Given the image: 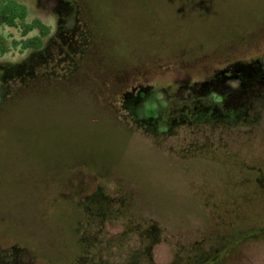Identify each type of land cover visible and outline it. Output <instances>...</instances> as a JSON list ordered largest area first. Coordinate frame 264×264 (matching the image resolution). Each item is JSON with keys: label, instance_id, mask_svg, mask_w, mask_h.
<instances>
[{"label": "rangeland", "instance_id": "obj_1", "mask_svg": "<svg viewBox=\"0 0 264 264\" xmlns=\"http://www.w3.org/2000/svg\"><path fill=\"white\" fill-rule=\"evenodd\" d=\"M8 1L49 34L0 25V264H264V77H214L264 66V0ZM139 84L140 112L246 119L155 137L123 102Z\"/></svg>", "mask_w": 264, "mask_h": 264}, {"label": "trees", "instance_id": "obj_2", "mask_svg": "<svg viewBox=\"0 0 264 264\" xmlns=\"http://www.w3.org/2000/svg\"><path fill=\"white\" fill-rule=\"evenodd\" d=\"M26 17V7L19 2L8 1L0 7V25L20 27L23 36L31 32L32 30H37V33L35 35L21 40L20 42H14L15 45L20 44L22 49H39L43 44V39L49 34V28L39 19H34L30 22H27ZM6 50L7 46L4 44L3 38L0 37V52L5 53ZM11 69L12 70H10V77L14 76L13 74L15 73V69ZM3 77L4 75L2 76V74L0 73V81ZM214 77L220 79L226 77H236L243 84L257 83L261 78L264 77V66L258 59H253L250 61V63L245 64L241 63V61H235L227 64V66L218 71V73ZM124 93L125 96L123 102L125 104V108L128 109L129 107L133 110L132 112L135 115V125L138 128H142L147 134H151L155 137L159 134H166L171 132L172 127H174L176 123H180L188 127H198L202 125H214L219 122L225 124H235L239 121L238 118L233 115V113L223 111L220 114H217L216 109L210 108L209 110H203L202 108H198L196 106L188 107L187 111L177 118H168V112L165 111V109H162V111H160L155 106L145 108V111L140 112L138 109L149 103L147 94H145L144 96L128 97L129 91H126ZM218 98L219 97L215 98L216 102L220 101H217ZM101 191L102 189L99 188L97 191H95L96 193H93L94 196L103 197V199L108 203V206L111 205V203H113V198L105 193L103 195ZM92 195H88L84 197V199L89 200L90 196ZM77 242L81 247V241L79 237ZM197 245L198 244L193 245V247L199 249L200 247H198ZM220 251L221 250H219L215 254L201 253V255L193 257V263L196 262V264H221L224 257L229 254V251L225 250L223 254L220 255L221 257H219L218 255ZM79 257H77V259Z\"/></svg>", "mask_w": 264, "mask_h": 264}, {"label": "flooded vegetation", "instance_id": "obj_3", "mask_svg": "<svg viewBox=\"0 0 264 264\" xmlns=\"http://www.w3.org/2000/svg\"><path fill=\"white\" fill-rule=\"evenodd\" d=\"M75 19H77V18H75ZM77 21V20H76ZM79 23V22H78ZM77 28H78V26H76V27H74L73 28V30H72V33H71V35H72V37L73 36H75V35H77ZM47 37V36H46ZM45 39V38H44ZM44 39H43V41H44ZM42 46H43V44H42ZM41 46V47H42ZM40 47V48H41ZM32 50H36V49H32ZM150 88V86H145V85H141V84H139V85H135V86H132L131 87V89H130V91H129V93H128V97H134V96H144L145 94H147V91H148V89ZM125 96V93H123L122 94V97H124ZM240 112V111H239ZM239 112H236L235 111V114H234V116L236 117V118H238V120L239 121H245V119H246V116H245V114L243 113H239ZM245 112V111H244ZM168 118H171V117H169L168 116ZM99 188H101L102 189V193H103V195H104V192H103V188L102 187H100V186H98V188H97V190L99 189ZM96 190V191H97ZM93 193H96V192H92L90 195H92ZM90 199H92V201H96V202H98L97 200L99 199V200H102V201H99L100 203H101V206L99 207V211L97 210V211H95V210H92L91 208H90V212H95V217H96V215L98 214V213H101V214H107V211H105V209L104 208H107L108 207V203L103 199V197H97V196H94V194L92 195V196H90ZM88 201V200H87ZM77 204H78V202H77ZM78 207H80V206H78ZM97 213V214H96ZM91 214V213H90ZM82 222V221H81ZM82 224V223H81ZM80 225V224H79Z\"/></svg>", "mask_w": 264, "mask_h": 264}]
</instances>
